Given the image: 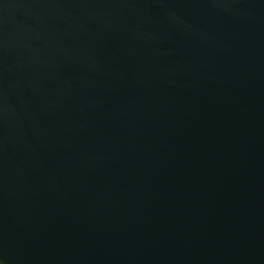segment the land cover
I'll return each mask as SVG.
<instances>
[{"label":"water","instance_id":"water-1","mask_svg":"<svg viewBox=\"0 0 264 264\" xmlns=\"http://www.w3.org/2000/svg\"><path fill=\"white\" fill-rule=\"evenodd\" d=\"M0 264H264V0H0Z\"/></svg>","mask_w":264,"mask_h":264}]
</instances>
